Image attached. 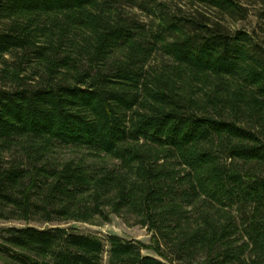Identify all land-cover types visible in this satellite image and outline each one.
Returning a JSON list of instances; mask_svg holds the SVG:
<instances>
[{
  "label": "trees",
  "instance_id": "1",
  "mask_svg": "<svg viewBox=\"0 0 264 264\" xmlns=\"http://www.w3.org/2000/svg\"><path fill=\"white\" fill-rule=\"evenodd\" d=\"M111 215L151 244L66 226ZM0 221V264H264V0H0Z\"/></svg>",
  "mask_w": 264,
  "mask_h": 264
},
{
  "label": "rangeland",
  "instance_id": "2",
  "mask_svg": "<svg viewBox=\"0 0 264 264\" xmlns=\"http://www.w3.org/2000/svg\"><path fill=\"white\" fill-rule=\"evenodd\" d=\"M254 24V18L251 15L249 19L245 22H239L235 25V28H246L251 29V27ZM57 156L60 160H85V161H91V160H99L101 161L104 159V157L99 156L96 157L95 155L89 153L88 151L84 149H78V148H64L57 152ZM107 161V163H112L109 159H104ZM16 226L20 227L23 226V223H4L0 221V227H6V226ZM30 225L36 226V227H42V226H48L43 225L39 223L32 222ZM71 225L73 228H75L78 232L83 234H91L96 235L101 239H105L108 235H117L119 237H122L124 239L128 240H138L146 245L151 244V235L146 230V228H143L139 225L134 224V222L130 219H123L119 216L111 215L110 219L107 223H101V222H93V223H70L66 226ZM143 254L151 255L156 257L155 253L152 250H145L143 251ZM105 262V259H104Z\"/></svg>",
  "mask_w": 264,
  "mask_h": 264
}]
</instances>
